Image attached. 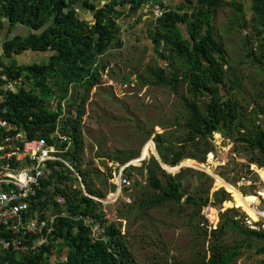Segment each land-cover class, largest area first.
Instances as JSON below:
<instances>
[{
  "label": "trees",
  "instance_id": "1",
  "mask_svg": "<svg viewBox=\"0 0 264 264\" xmlns=\"http://www.w3.org/2000/svg\"><path fill=\"white\" fill-rule=\"evenodd\" d=\"M149 1L107 0L97 6L91 0H83V6L94 15L95 22L92 23L81 17L75 8L79 0H0V30L9 19L11 27L23 24L40 31L27 37L19 35L8 39L4 43L5 54L11 56L27 48L52 52L47 61L30 64L5 63L2 59L5 54L0 56L9 76L24 77L28 84L18 86L16 91H8L0 100V116L15 127L9 133L1 131L0 142L5 135L14 137L18 133L23 134L24 140L16 141L21 147L24 141L46 138L63 150L61 157L69 161L80 176L62 161L48 163L49 170L34 194L33 206L42 209L50 202L52 213L59 214L54 222L55 236L50 235L51 243L31 249L0 247V264H51L52 256H63L66 250L67 257L61 264H138L117 223L105 217L102 202L93 198L104 195L93 183L91 174L94 171L82 167V118L86 97H80L75 89L90 90L97 84L100 71L96 69V63L101 68L105 66L98 62V56L109 48L123 47L124 41L118 35L121 28L116 21L125 11L122 7L129 5L128 13L132 14ZM158 1L166 11L155 19L149 34L156 54L167 64L163 66L152 54L155 63L146 69L149 79L141 77L140 81L177 94L185 110L183 121L179 123L184 133L178 143H167L170 139L161 134L155 136L164 166L173 167L185 157L196 158L195 152L204 161L206 154L213 150L209 138L214 132L235 135L234 141L243 142L252 153L248 165L255 161L264 164V125L259 120V115L264 114V106H259L258 100L254 99L252 110L248 112L249 103L236 95L241 89L242 78L238 75V67L229 64L224 45L216 38L213 23L215 11L223 4L230 5L236 14L245 17L244 4L225 0H184L176 4ZM251 2L252 16L245 19L243 25L252 23L259 39V52L256 54L251 50L247 55L255 64L264 67V0ZM5 107L7 112L4 113L1 110ZM73 108H77L76 114L72 113ZM56 130L67 139L51 138ZM125 160L122 158L123 163ZM147 174L152 194L142 199L144 208L168 201L178 203L186 195L180 175L167 172L158 159L152 158L148 163ZM215 195L220 200L230 199L225 190L217 191ZM57 197L65 202L61 203ZM207 201L208 197L198 202L187 196L184 202L201 206ZM63 212L66 215H62ZM236 216L234 209L222 213L217 228L210 232L209 260L200 251L195 264H232L242 247L252 248L256 244L257 252L264 253V229L245 227ZM89 218L103 228L99 238L93 237ZM227 231L235 232L240 239L227 244L223 239Z\"/></svg>",
  "mask_w": 264,
  "mask_h": 264
},
{
  "label": "rangeland",
  "instance_id": "2",
  "mask_svg": "<svg viewBox=\"0 0 264 264\" xmlns=\"http://www.w3.org/2000/svg\"><path fill=\"white\" fill-rule=\"evenodd\" d=\"M128 11L126 5V12L116 20L124 46L109 48L100 57L105 66H96L100 71L97 84L90 90L75 89L80 97H86L82 118V167L94 171L91 177L104 195L98 199L103 203L105 217L117 223L138 264H195L200 251L209 260L210 232L217 228L222 213L227 210L234 209L235 218L245 227L264 229V216L258 214V209L264 211V164L255 161L248 165L252 153L243 142L234 141L235 135L214 132L209 138L213 150L206 154L204 161L195 152L198 158L185 157L169 167L173 169L161 162L167 172L182 178L186 195L181 202L168 201L149 208L141 206L142 199L152 194L147 165L152 158L161 160L155 136L161 134L170 139L167 143H178L184 133L179 123L183 121L185 110L177 94L140 81L141 77L149 79L146 69L155 63L151 59L155 53L143 44L146 41L141 33L143 17L136 15L131 20ZM246 18H251L250 12L243 17L225 4L215 11L213 20L216 38L224 45L229 64L238 67L242 86L236 95L249 103V112L254 99L259 106H264V67L247 55L251 50L259 52V39L251 22L242 26ZM26 34L21 32L20 36ZM50 52H32L31 56L29 52L5 54L4 58L25 64L24 58L30 56L27 62L33 63L37 57H45ZM155 57L160 59L157 54ZM159 62L163 66L167 64L163 59ZM64 105L68 107L66 101ZM72 113L76 114L77 108H73ZM259 120L264 125V114L259 115ZM122 158H126L125 163ZM122 171L131 178L130 188L119 187ZM222 190L230 199L216 197L215 193ZM187 196L198 202L208 197V201L198 206L184 202ZM223 239L233 244L240 237L227 231ZM61 258L58 254L53 256L51 264H61ZM232 264H264V253L257 252V244L252 248L244 246Z\"/></svg>",
  "mask_w": 264,
  "mask_h": 264
},
{
  "label": "built area",
  "instance_id": "3",
  "mask_svg": "<svg viewBox=\"0 0 264 264\" xmlns=\"http://www.w3.org/2000/svg\"><path fill=\"white\" fill-rule=\"evenodd\" d=\"M165 11L164 7L156 5L154 17L163 16ZM0 80L5 89H13L21 82L18 77L11 78L1 63ZM2 98L0 94V100ZM1 111L7 112V108ZM14 128L9 120L0 116V137L1 131L9 133ZM15 136L23 137L21 133ZM14 137L7 134L0 142V151H3L0 153V245L13 250L31 249L49 243L50 235L54 237L55 216H44V212L33 210L28 198L40 186L47 161L59 157L53 154L55 149L45 138L25 141L24 147L20 149ZM65 162L72 168L67 161ZM131 185L130 176L122 171L119 176V187L130 188ZM261 213L264 216V211ZM93 235L99 236L97 228L93 229Z\"/></svg>",
  "mask_w": 264,
  "mask_h": 264
},
{
  "label": "clouds",
  "instance_id": "4",
  "mask_svg": "<svg viewBox=\"0 0 264 264\" xmlns=\"http://www.w3.org/2000/svg\"><path fill=\"white\" fill-rule=\"evenodd\" d=\"M80 1V0H79ZM162 1V0H161ZM164 2L165 1H167L168 2V0H163ZM107 1H105L104 3H106ZM103 3V4H104ZM158 3H160L159 1L157 2V0H150L149 2H147V3H145V4H143L142 5V9H143V11H144V13H151L152 14V21H154L155 22V19H157V18H159V17H157V18H155L154 17V9H155V6L156 5H160V4H158ZM78 4H79V2H78ZM102 4V5H103ZM129 6V5H128ZM75 8L77 9V10H79L78 12H80V14H81V17H83V18H85V19H87V20H90V21H92V23H94L95 22V18H94V15H93V13L91 12V10H89L88 9V11L90 12V14L89 15H86V16H84L83 15V13L81 12V7L80 6H78L77 4H76V6H75ZM120 8H121V6H120ZM125 11H124V13L126 12V6H123L122 7ZM140 8V9H141ZM165 8V7H164ZM139 9V10H140ZM138 10V11H139ZM165 10H166V8H165ZM137 11V12H138ZM145 11H147V12H145ZM123 13V14H124ZM128 13V12H127ZM136 13V12H135ZM129 14V13H128ZM19 25H21V24H19ZM22 26H23V24H22ZM28 28V30L29 29H33L34 30V32L33 33H39L40 31L39 30H36V29H34V28H30V27H27ZM33 33H31V34H33ZM28 34V33H27ZM31 34H28L27 36H29V35H31ZM20 34H16L15 36H19ZM27 36H23V37H27ZM8 39H10V38H8ZM7 39V40H8ZM6 40V41H7ZM111 49V48H110ZM21 51V50H20ZM19 51V52H20ZM19 52H17V53H19ZM43 52H48V51H43ZM17 53H15V54H17ZM52 52H50V54H51ZM105 53H107V51L105 52ZM104 53V54H105ZM3 54H5V49L3 50V53H0V56L1 55H3ZM49 54V55H50ZM103 54H101V55H99L98 56V62H101L100 61V57L102 56ZM2 59L5 61V63H8V61H6L5 60V58H4V56L2 57ZM44 61V60H43ZM45 61H47V60H45ZM0 63L2 64V65H4L1 61H0ZM102 63V62H101ZM96 66H97V63H96ZM95 66V67H96ZM4 67H5V65H4ZM6 69V68H5ZM11 78H16V77H18V78H20V81L21 82H19L18 84H16L15 85V87L13 88V89H5V87H3V82H2V84H0V89L2 88V90H0V94H2V96H3V98H4V95L8 92V91H16L17 89H18V86H21V85H24V86H26V85H28V84H25V79H24V77H20V76H10ZM2 91V92H1ZM2 98V99H3ZM22 134V133H21ZM23 135V134H22ZM16 137V136H15ZM14 137V139H15V141H17V140H24L23 139V137H21V138H15ZM54 137H58L61 141L62 140H66L67 139V137L66 136H63V135H61L57 130L55 131V132H53L52 134H51V138H54ZM37 139H39V138H37ZM37 139H34V140H37ZM46 139V138H45ZM29 141H33V140H29ZM48 142V141H47ZM49 143V142H48ZM23 144H25V141H24V143ZM50 144V143H49ZM50 145H52L53 147H54V149H55V151L53 152V154L55 155V156H57V157H59V159H50V160H48L47 161V168L45 169V172H44V175L42 176V178H41V182H42V179H43V177H45L46 175H47V172H48V170H49V165H48V163L50 162V161H56V160H59V161H62L63 163H65V165H67L66 164V162L65 161H67L66 159H64V158H62L61 157V155H60V153L61 152H63V150H61L59 147H58V145L56 144V143H52V144H50ZM20 146V145H19ZM21 147V146H20ZM24 147V146H23ZM23 147H21L20 149H22ZM211 152V151H210ZM209 153V152H208ZM160 161V163L162 162L161 160H159ZM71 166H72V168L70 167V166H68L69 168H71L72 169V171L76 174V175H78L79 176V173L77 172V170L74 168V166L69 162V161H67ZM163 163V162H162ZM78 174H77V173ZM129 176V175H128ZM80 177V176H79ZM40 186H41V184H40ZM37 190H38V188L36 189V191H35V193H32V195L28 198V201H29V203L31 204V206H32V209L33 210H38V211H42V212H44V216L45 215H47V216H55V218L59 215V214H55V213H52V210H51V204H50V202H48L47 203V207H45V208H42V209H39V208H37V207H34L33 206V198H34V194H36L37 193ZM86 194H89L87 191H86ZM58 198V201H60L61 203H64L65 201H64V199L63 198H61V197H57ZM93 198H95V199H97V200H99L98 198L99 197H95V196H93ZM100 201V200H99ZM101 202V201H100ZM103 204V203H102ZM259 210V209H258ZM261 211V210H260ZM62 215H66V213H62ZM88 220V222L89 223H92V225H93V227H92V230L95 228V227H97V229L99 230V236H94L93 235V237L95 238H99L100 236H101V234H102V231H103V228L99 225V226H95V224L96 223H94L93 222V219H87ZM54 222H55V220H54ZM54 224V223H53ZM54 230H55V225H54ZM53 233H54V236H55V231H53ZM49 243H51V241L49 242ZM0 247H2L1 245H0ZM3 248V247H2ZM4 249H6V248H4Z\"/></svg>",
  "mask_w": 264,
  "mask_h": 264
},
{
  "label": "crops",
  "instance_id": "5",
  "mask_svg": "<svg viewBox=\"0 0 264 264\" xmlns=\"http://www.w3.org/2000/svg\"><path fill=\"white\" fill-rule=\"evenodd\" d=\"M92 2H94L97 6H100V5H102L105 1H107V0H91ZM182 1H184V0H168V2L169 3H171V4H176V3H181ZM225 1H227V2H230V1H236V2H242V4H244V10L246 11L245 12V14H246V16L245 17H247V15H248V13L250 12V14H251V16H252V9H251V5H252V2H251V0H225ZM223 5H225V4H223ZM222 5V6H223ZM78 6H80L81 7V12L83 13V15L84 16H86V15H89L90 14V12L88 11V9L86 8V7H84L83 6V0H80L79 1V4H78ZM226 6L228 7V6H230V5H227L226 4ZM236 14V13H235ZM130 16H129V18H131V20H132V18H134V16H136V15H139V17H143L142 19H144L143 21V26H142V29H141V33H142V36L144 37V39H146V41H144V45L145 46H147V47H150V49H151V51H153L154 53H155V55H156V52H155V44H154V42H153V40H152V38L150 37V34H149V32H150V30L153 28V26H154V21H152V14L151 13H144V11H143V9L141 8L138 12H136V13H132V14H129ZM244 17V16H243ZM5 19V18H4ZM247 19V18H246ZM130 22V21H129ZM213 23H214V20H213ZM11 25V22H10V20L9 19H6V22L4 23V26L1 28V30H0V34H1V40H0V53H3V50H4V42H3V40H5V42H6V40L8 39V38H10V39H13L14 37H15V35H13V34H11V31H15V32H18V34H20L21 32H26V33H29V31L28 30H24V29H22L21 28V26L19 25V24H16V25H14V26H10ZM242 26H243V23H242ZM23 27L24 28H26V29H28L27 28V26H25V25H23ZM7 34L9 35V36H7ZM12 35V36H11ZM146 37V38H145ZM148 39H150V40H148ZM154 45V46H153ZM124 46V45H123ZM146 48V47H145ZM108 50H110V49H108ZM22 52H29V54H30V56H31V54H32V52H35V53H38V52H43L42 50H34V49H32V48H27V49H23V50H21L20 52H19V54L20 53H22ZM29 56V57H30ZM39 56V55H38ZM29 57H26V58H24L25 59V61H26V63L25 64H30V63H28L27 62V60H28V58ZM48 57H49V55H47V56H45V57H37V60L35 61V62H33V63H40V62H43V60H47L48 59ZM34 58H35V56H34ZM22 60H23V57H22ZM20 64H22V62H19ZM18 63V64H19ZM254 206V205H253ZM254 207H256V206H254ZM257 208V207H256ZM258 209V208H257ZM95 226H99V224L98 223H96L95 224ZM95 228H97V227H95ZM67 250L66 251H63V256H62V258H61V260L62 259H66V257H67ZM55 256V255H54ZM53 257V256H52ZM55 258V257H54Z\"/></svg>",
  "mask_w": 264,
  "mask_h": 264
},
{
  "label": "water",
  "instance_id": "6",
  "mask_svg": "<svg viewBox=\"0 0 264 264\" xmlns=\"http://www.w3.org/2000/svg\"><path fill=\"white\" fill-rule=\"evenodd\" d=\"M20 26H21L22 29H24V30H28V29L24 28V27L22 26V24H21ZM28 31H29L28 34H31V33L34 32L33 29H29ZM11 34L16 35V34H18V32H15V31L13 30V31H11ZM28 34H26L25 36H27ZM7 36H9V35L7 34ZM1 37H2V36H1V34H0V40L2 39ZM161 60H162V59L160 58L159 61H161Z\"/></svg>",
  "mask_w": 264,
  "mask_h": 264
},
{
  "label": "bare ground",
  "instance_id": "7",
  "mask_svg": "<svg viewBox=\"0 0 264 264\" xmlns=\"http://www.w3.org/2000/svg\"><path fill=\"white\" fill-rule=\"evenodd\" d=\"M258 211H259L258 214H259V215H262L261 211H260V210H258Z\"/></svg>",
  "mask_w": 264,
  "mask_h": 264
},
{
  "label": "flooded vegetation",
  "instance_id": "8",
  "mask_svg": "<svg viewBox=\"0 0 264 264\" xmlns=\"http://www.w3.org/2000/svg\"><path fill=\"white\" fill-rule=\"evenodd\" d=\"M12 36V35H11ZM3 42L5 43V40H3Z\"/></svg>",
  "mask_w": 264,
  "mask_h": 264
}]
</instances>
